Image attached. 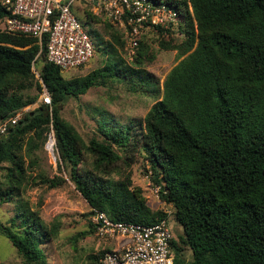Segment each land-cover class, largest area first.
<instances>
[{
	"label": "trees",
	"instance_id": "16d2710c",
	"mask_svg": "<svg viewBox=\"0 0 264 264\" xmlns=\"http://www.w3.org/2000/svg\"><path fill=\"white\" fill-rule=\"evenodd\" d=\"M155 1L178 15L175 27L158 26L155 37L183 58L142 122L122 123L101 109L96 133L85 141L62 117V106L119 74L133 92L153 83L141 75L147 37L129 55L123 31L108 21L103 30L95 27L97 16L87 12L105 65L67 79L47 61L45 36L39 41L2 29L10 12L0 0V123L34 104L44 87L51 99L23 114L0 139V205L14 206L9 223L0 220V235L21 264H49L57 238V229L48 228L23 198L26 168L38 167L50 131L57 169L67 179L40 171L30 184L55 188L70 181L89 205V218L99 210L114 221L154 224L167 219V210L151 211L128 188L129 180L111 177L122 156L137 151L158 197L182 227L171 240L174 264H264V0ZM109 250L87 257L89 264H99Z\"/></svg>",
	"mask_w": 264,
	"mask_h": 264
},
{
	"label": "rangeland",
	"instance_id": "374dc122",
	"mask_svg": "<svg viewBox=\"0 0 264 264\" xmlns=\"http://www.w3.org/2000/svg\"><path fill=\"white\" fill-rule=\"evenodd\" d=\"M73 7L74 12L83 22L85 29L91 35L94 42L99 45V48L96 49L95 55L84 66L63 71L62 75L67 79L86 75L92 70L105 65L102 55L104 49L102 48L98 34L91 23L84 19V16L85 18L87 17L85 15L87 12L96 15L98 24H94V26L101 30L106 26L103 23L108 20L102 14L93 11L92 6L84 0H79ZM143 36L147 37L149 49L145 60L141 62V68L143 69L141 75L150 79L153 83H146L143 86L139 85L138 90L134 88L136 92H133L129 84L119 81V78L122 76L119 74L118 78L111 77L106 85L93 86L85 94L77 99H69L62 106V117L75 127L85 141L95 135L98 121L101 118V109H106L121 119L122 123H129L131 121L137 125L152 104L162 98L165 78L183 56L178 57L176 50L166 48L167 40L155 37L154 32L146 31ZM127 62L131 61L128 60ZM122 70L124 71V69ZM137 80L140 79L137 78ZM148 90L155 97L147 96ZM39 103H41L40 97L27 108L32 110ZM49 134L52 136V131ZM47 145L48 141L38 155L40 159L38 167H35L34 170L26 168V176L29 178L23 198L28 202L29 208L37 212L39 218L48 228L57 229V238L55 237L51 242L49 264H89L90 262L87 260V257L90 255L96 254L103 249H112L115 247L116 242L121 244V242L126 241H105L95 234L94 228L92 229L90 225L89 205L75 189L72 182L66 181L61 186L55 188H48L41 183L30 184L31 177L40 171L50 177L61 175L67 179L57 169V151L55 146L54 151H51ZM24 162L25 167H27L26 165L29 162L27 158L24 159ZM113 170L111 174L112 179L125 183L129 180L130 183H127L128 188L135 190L137 194L140 193L151 211L171 210L152 191L154 185L150 181V172L147 171L148 165L140 153L132 151L131 154H126V157L122 156V159ZM2 179L3 174H0V181ZM13 207L12 203L0 205V220L2 222L9 223ZM167 225L172 235L182 231L181 225L176 221L173 214H168ZM173 252L174 249L172 248ZM183 254L185 260L191 259V251L189 249L184 248ZM0 264H21V259L17 256L14 247L2 235H0Z\"/></svg>",
	"mask_w": 264,
	"mask_h": 264
},
{
	"label": "built area",
	"instance_id": "2783aa9c",
	"mask_svg": "<svg viewBox=\"0 0 264 264\" xmlns=\"http://www.w3.org/2000/svg\"><path fill=\"white\" fill-rule=\"evenodd\" d=\"M77 0H1L10 12L2 29L9 33L37 38L46 37V59L62 71L87 64L94 55V40L83 22L73 11ZM93 11L102 14L124 33L126 49L132 55L146 31L156 32L157 27H175L178 15L175 9L155 0H84ZM43 104L51 99L45 87L40 94ZM26 108L11 119L0 123V139L7 135ZM54 139L48 137V147L54 151ZM55 160V158H54ZM158 197L159 187L152 189ZM171 214V211H166ZM90 221L95 234L115 247L104 253L99 264H174L172 233L167 219L143 225L130 221H114L104 211L93 210Z\"/></svg>",
	"mask_w": 264,
	"mask_h": 264
},
{
	"label": "crops",
	"instance_id": "0c3cea01",
	"mask_svg": "<svg viewBox=\"0 0 264 264\" xmlns=\"http://www.w3.org/2000/svg\"><path fill=\"white\" fill-rule=\"evenodd\" d=\"M77 2H79V0H77L76 2H74L72 6H75V4H76ZM73 11H74V7H73ZM75 14H76V13H75ZM82 15H83V14H82ZM83 16H84V15H83ZM84 19H85V18H84Z\"/></svg>",
	"mask_w": 264,
	"mask_h": 264
}]
</instances>
